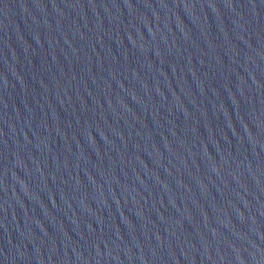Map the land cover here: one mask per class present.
<instances>
[{
  "label": "water",
  "instance_id": "1",
  "mask_svg": "<svg viewBox=\"0 0 264 264\" xmlns=\"http://www.w3.org/2000/svg\"><path fill=\"white\" fill-rule=\"evenodd\" d=\"M0 264H264V0H0Z\"/></svg>",
  "mask_w": 264,
  "mask_h": 264
}]
</instances>
